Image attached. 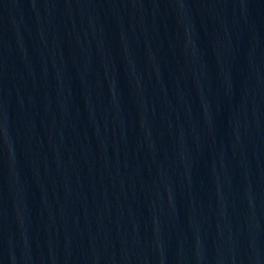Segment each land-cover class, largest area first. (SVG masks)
Wrapping results in <instances>:
<instances>
[{"label": "water", "instance_id": "water-1", "mask_svg": "<svg viewBox=\"0 0 264 264\" xmlns=\"http://www.w3.org/2000/svg\"><path fill=\"white\" fill-rule=\"evenodd\" d=\"M0 264H264V0H0Z\"/></svg>", "mask_w": 264, "mask_h": 264}]
</instances>
